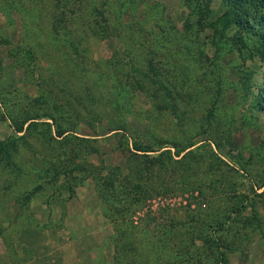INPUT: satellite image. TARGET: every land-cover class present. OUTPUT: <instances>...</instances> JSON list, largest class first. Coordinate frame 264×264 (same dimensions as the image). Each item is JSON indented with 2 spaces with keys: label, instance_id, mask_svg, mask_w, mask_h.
Instances as JSON below:
<instances>
[{
  "label": "rangeland",
  "instance_id": "obj_1",
  "mask_svg": "<svg viewBox=\"0 0 264 264\" xmlns=\"http://www.w3.org/2000/svg\"><path fill=\"white\" fill-rule=\"evenodd\" d=\"M242 9L0 0V264H264V64L225 54L260 40L264 8ZM133 140L194 141L195 159L145 172Z\"/></svg>",
  "mask_w": 264,
  "mask_h": 264
},
{
  "label": "trees",
  "instance_id": "obj_2",
  "mask_svg": "<svg viewBox=\"0 0 264 264\" xmlns=\"http://www.w3.org/2000/svg\"><path fill=\"white\" fill-rule=\"evenodd\" d=\"M225 1V3L228 5L229 9H233L237 10L238 8H240L242 11V7L244 4H246L248 2V0H223ZM255 3H259L262 8H264V0H254ZM123 4V2H122ZM244 17L241 18V20H245L247 19V14L248 11L247 9L244 10ZM260 21L262 22V26L258 27L257 29L254 27L253 24L249 25V31H251L254 34H258L257 36L259 37L260 40H254L251 42V40L248 41L247 37L241 35V33L239 35H237L236 40L234 39V41H236L235 45L236 47H234L235 49H232L230 47H226L227 52L225 54L227 55H231L234 53H231L233 50H235V52L237 53V56L241 59V67L244 68V65L247 64L248 61H253L254 59H260L262 60L263 64H264V15H262V18L260 19ZM137 23V22H136ZM137 25L139 27V30H141V25L142 26H146V24L144 22H138ZM153 39L152 42L153 46H158L160 42L159 41V37H158V33L153 32ZM137 38V35L134 36V39ZM130 40H131V35H130ZM155 44V45H154ZM221 56V55H220ZM220 65V64H218ZM132 68V66H131ZM239 68V67H238ZM156 72V71H155ZM249 83L247 84L246 89L250 88L249 87ZM159 86H161L162 88L165 89V86L159 82L158 83ZM126 88V85L123 83L121 85L118 84L117 86V90L115 88V93H119L124 91ZM261 88V87H260ZM126 90H129V88H126ZM91 100L94 102V100L91 98ZM120 100L122 101L121 103L123 104V100L121 98L115 97V99H113L111 102L114 104L116 103V105H118L120 103ZM110 102V103H111ZM260 104V103H259ZM263 106V105H261ZM172 113L174 114L175 117H177L178 113V105L177 103L171 105L170 107ZM45 116L52 118V116L49 113H45ZM36 117L39 115H35ZM36 117H30V118H36ZM179 118V117H178ZM12 119V117H11ZM30 120V119H29ZM14 121V120H13ZM28 121V119L25 120H20L17 121L16 123H14L15 125V130L16 131H22L24 129V124ZM37 122V121H36ZM43 123H45L47 126V136L46 139L51 142L53 140H62L65 138H68L66 133L68 130L70 129H64L58 125H56V129H55V133L52 130V125L47 124V122L43 121ZM29 126V125H28ZM34 126V125H33ZM123 125H119V123H117V125H112L109 129V131H118V130H123L124 134H128L125 129L122 127ZM60 127V128H59ZM74 136V135H72ZM129 137V136H128ZM130 138V137H129ZM130 144V142L128 143ZM193 145H195L194 141H164L162 143L158 142L155 145L153 143H138L136 140H133L131 142V147H128V153H127V162H129V167H134V168H140L143 171L147 172L148 169L152 170L153 167L159 165L161 166L162 169L168 171L170 174H179L181 172H183L184 170H186V167H189L190 162L195 159V155L196 153L193 152L191 148ZM13 144H10L7 147L1 148V151L4 155V157H6L7 162L10 163V147H12ZM171 148H174V152H172ZM188 149V150H187ZM16 150V149H15ZM185 155L181 158H174L175 156H178L181 152L185 151ZM149 152H155V154H149ZM140 159H142L140 161ZM142 162V165H138V164H134V162ZM186 161V163H184ZM13 165V164H12ZM16 169V168H15ZM136 170V169H135ZM55 174H57V172H55ZM141 175V174H140ZM142 176V175H141ZM141 177L138 178V180H140L141 182ZM138 182L135 185V188L140 189L141 188V183Z\"/></svg>",
  "mask_w": 264,
  "mask_h": 264
}]
</instances>
